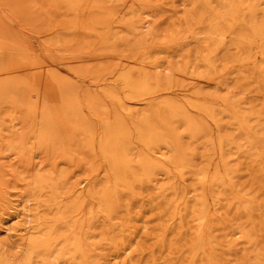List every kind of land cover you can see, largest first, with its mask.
<instances>
[{"label":"bare ground","instance_id":"bare-ground-1","mask_svg":"<svg viewBox=\"0 0 264 264\" xmlns=\"http://www.w3.org/2000/svg\"><path fill=\"white\" fill-rule=\"evenodd\" d=\"M59 1L69 6L76 16L71 23L73 30L85 31L98 38L95 45L108 46L105 52L108 56L126 57L128 67L124 66L118 72H114L112 67L113 72H105L106 76L119 84L129 99L137 98L136 105L145 109H131L117 93L107 92L118 109L114 108L111 112L94 105L95 109H92L99 116L100 127L96 141L89 123L79 118L75 106L62 101L56 109L40 111L33 108L32 114H40L41 122L31 129L33 141L28 142L31 150L51 153L58 148L65 159L74 163L72 145L78 143V137H82L83 148L92 157L99 155L104 161L103 167L93 169L101 181L97 186L88 187V197L80 188L82 183L69 186L65 172L23 173L20 178L24 182L21 186L24 205L20 212L24 217L23 226L14 232L10 229L0 232V240L11 245L16 242L21 254L14 257L0 249V264H101L102 260H106L108 251L117 256L132 252L139 257L142 251L134 248L137 236L133 214L137 208H146L147 196L153 198V208L159 210L162 221L157 244L159 253L178 255L177 258L181 259L173 263L168 260L159 262L153 252L150 264H219L213 256L221 249L220 244L215 242V231L223 223L222 214H219L221 210L226 209L229 216L235 208L238 216L247 217V222H253L254 217L264 221L257 202L248 198L239 186L240 171L231 165L234 156L257 164L264 160V120L261 113H254L258 108L257 99L249 102L256 105L248 114L244 109L248 102L244 98L235 99V92H227L224 97L215 95L209 102L210 98L201 87L185 85V80L208 86L217 77L221 78L215 58L227 45L225 33L220 31L225 26L237 31L230 45L239 50L253 48L259 54L237 59L241 67L255 72L241 71L236 84L244 88L255 87L259 97L264 96V20L258 21L255 17L259 12L258 0H174L183 8L190 5L195 12L200 9V19L206 17L208 20L204 33L208 40L201 46L203 53L194 60L183 51L181 32L177 33V39L166 44L168 60L173 57L179 61L180 67L163 64L164 60L154 57L148 49L137 57V51L144 48L143 45L113 31L110 25L115 21L113 14L104 19H91L90 11L95 0ZM209 15L212 16L210 23ZM123 28L131 32L140 29L129 24ZM209 30L214 37L217 36V40L209 42ZM111 38L114 42L108 45ZM118 45H124L123 52L117 50ZM259 58L261 66L257 63ZM194 62H199L205 71H197ZM3 67L0 64V76L2 72H13L10 67ZM163 72L168 75H163ZM227 81L222 80L219 85L228 89ZM21 87L23 84L18 80L0 82V112L2 104H8L12 109L23 104L24 99L21 100L17 93ZM164 87L182 94L188 105L162 96ZM25 88L28 91L34 89L32 86ZM26 102L28 105L31 103ZM188 106L211 118L219 130L216 144L219 159L212 176L208 175V168H198L197 151L203 134L208 131L204 126L207 122L203 124L191 117ZM230 125L234 127L233 133L227 131ZM234 133L242 135L241 138L237 140ZM22 139L18 141L19 146L16 141L8 143L6 150H19L24 155L26 147ZM135 144L144 150H137ZM203 144L207 153L200 156V160L207 162L209 148H213L215 142L213 138H207ZM96 150L99 154L96 152L95 155ZM187 181L192 183L190 189L183 187ZM209 200L214 205V213L210 216ZM9 209L12 207L0 195V218ZM169 228L177 232H174L176 239L169 240ZM234 234L251 242L254 233L241 226L235 229Z\"/></svg>","mask_w":264,"mask_h":264},{"label":"rangeland","instance_id":"rangeland-1","mask_svg":"<svg viewBox=\"0 0 264 264\" xmlns=\"http://www.w3.org/2000/svg\"><path fill=\"white\" fill-rule=\"evenodd\" d=\"M105 6L106 8H104ZM257 9L259 12L255 16L256 20H264V0H258ZM110 14H113L115 19L110 24L114 32L126 37L131 42L143 45L144 48L137 51V57L142 56L143 50L148 49L154 57L164 60L162 63L168 66L174 64V66L180 67L181 65L173 57H170L171 61H169L168 54H165L168 51L166 44L177 39V33L181 32V44H183L184 53L187 52L193 60L203 53L201 46H203V42L206 43V40H208V36L204 34L208 20L205 19L206 17L203 20L200 19V9L195 12L190 5L183 8L179 2L174 0H95L90 11L91 19H104L107 16L109 17ZM209 17L210 23L212 16L209 15ZM74 19L76 20V16L71 13L70 7L59 0H0V64L4 66L3 68L10 67L13 71L11 73L2 72L0 82H7L8 80L21 82L23 87L17 93L20 99H24L23 104L16 109L10 108L8 104H2L0 112V128L2 127L0 132V169L3 171L0 170V195H3L4 200L6 199L9 206L12 207L0 218V232L7 229L14 232L23 226L24 217L20 213L24 205L22 203L23 190L21 188L24 182L20 179L23 173L38 174V172L43 173L50 170L65 172L69 178V186L82 183L80 188L84 190V196H88L89 186H97L101 181L97 173L93 172V169L103 167L104 161L99 155H96L98 150L95 151L96 156L92 157L83 148L85 144H83L82 137H78V143L72 145L71 152L75 155L74 163L65 159L58 148L51 153L46 150H31V145L28 143L33 141L31 129L41 122L40 114H32L33 108L36 107L40 111L46 108L56 109L61 106L62 101L75 106L79 118L89 123L95 140H98L100 127L99 116L93 110L95 109L94 105L105 107L111 112L114 108V110L118 109V106L114 105L107 92L117 93L129 104L131 109H145L136 105L137 98L129 99L127 93L121 89L119 84L106 76V73L111 72L112 67L114 72L128 67L126 57L124 55L108 56L105 54L108 46L95 45L98 38H94L85 31L71 28ZM127 24L140 29L137 32L127 31L123 28ZM223 29V31H220L225 33V43L227 45L225 50L219 51L215 58L221 78L217 77L208 86L186 79L185 85L188 84L192 88L195 86L201 87L202 92L210 98L209 102H212L216 96L224 97L227 92L233 91L235 92V99L244 98L248 102L244 108L248 114L253 111L251 107L256 105H250L249 102L252 99H257L258 108H255L254 113H261L260 116L264 120V100L262 99L264 96L259 97L255 87L244 88L236 84L241 71L255 72L251 68L241 67L237 59L240 57H254V55L259 54L253 48L239 50L237 47L230 45L235 40L234 35L237 31L230 30L225 26ZM211 32L209 30V42L218 39ZM108 41V45H110L114 42V39L111 38ZM124 49V45H118L117 50L123 52ZM162 52L164 53L162 54ZM180 58L178 57V59ZM194 63L193 66L197 68V71H205V68L200 67L199 62ZM257 63L260 66L262 65L261 58L257 60ZM163 75L166 76L168 73L163 72ZM225 79L228 80V89L219 85ZM26 86H32L34 89L28 91L25 88ZM162 92V96L188 105L185 97L179 92H173V90L166 87L163 88ZM240 95L241 97H239ZM26 101L31 102L32 109ZM33 102H35V105ZM187 110L194 119L203 124L207 122L204 126L207 127L206 130L208 129V131L203 134L202 144H200L197 151L198 163H200L198 168H208L207 173L212 176L215 174L213 169L219 159L216 145L219 130L216 123L205 114L198 112L191 106H188ZM224 121L228 123L227 118ZM16 126L18 127L17 130ZM227 129L228 132L233 133L231 131L234 130V127L230 125ZM233 136L238 140L242 135L234 133ZM207 138H213L215 145L213 148H209L207 162H202L200 156L207 153L203 144ZM21 139L23 146L26 147L24 155L19 150L10 152L6 150L7 144L14 141L19 146L18 141ZM134 147L137 150H144L136 144ZM231 163L234 168L240 171L239 186L243 188V193H246L248 198L254 199L257 202V207L264 214V184H262L264 182V171L262 170L264 160L257 164L251 160L237 159L234 156ZM3 175L5 179L2 177ZM191 185L192 183L187 181L183 187L190 189ZM145 203L146 208L144 210L137 208L133 214L135 218L133 224L137 236L134 248L138 247L142 251V255L137 257L134 253L128 252L117 256L113 251H108L106 260H102L101 264H150L152 259L150 255L153 252L160 260L159 262L168 260L173 263L181 260L177 258L178 255H170L169 253L161 255L159 253L157 244L162 223L160 213L159 210L153 208V198L151 196L145 198ZM207 204L208 215H213L214 205L212 200H209ZM231 212L229 216L226 209L219 212V214H222L221 220L223 223L218 225L219 229L215 231V242L220 244L221 249L214 253L213 258L217 259L219 264H264V221L260 222L257 217H254L253 222H247V217L238 216L235 208H232ZM241 226L254 233L251 242L234 234L235 229ZM174 232L176 231L169 228V240L177 238ZM0 249L14 257H19L21 254L18 244L14 241L11 245L0 240Z\"/></svg>","mask_w":264,"mask_h":264}]
</instances>
